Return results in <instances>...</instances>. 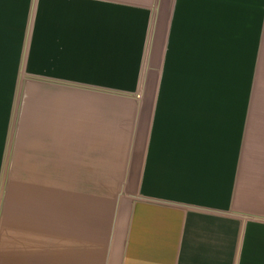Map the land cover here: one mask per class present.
Here are the masks:
<instances>
[{
	"label": "crops",
	"instance_id": "0c3cea01",
	"mask_svg": "<svg viewBox=\"0 0 264 264\" xmlns=\"http://www.w3.org/2000/svg\"><path fill=\"white\" fill-rule=\"evenodd\" d=\"M0 264H264V0H0Z\"/></svg>",
	"mask_w": 264,
	"mask_h": 264
},
{
	"label": "rangeland",
	"instance_id": "374dc122",
	"mask_svg": "<svg viewBox=\"0 0 264 264\" xmlns=\"http://www.w3.org/2000/svg\"><path fill=\"white\" fill-rule=\"evenodd\" d=\"M28 86H29V82L25 80V86L21 88L22 100H21V106H20V112H21V114H20L21 115V121H20L21 127L20 128L22 129V127H24V131L22 132V130H21V135H24L26 133V130H25L26 124L25 123H26V119L28 118V116H27V111H28V100H27V96L28 95H31V93L34 94L33 91H36V90L37 91H42L43 90L42 88L33 87V86L32 87L31 86L28 87ZM67 91H68V94H83V93L85 95L88 94V92H85V91L82 92V90H77L76 91L75 89H67ZM89 93L90 94H96L94 92H89ZM141 94H142V92H141V89H140V91H139V93L137 95V99L140 98V95ZM17 145H16V151H15V176H17V177H15V178H18V175H19V173H17V171H16V169H17V163L20 162L18 160L19 152L21 154H24V153L26 154V150H22V148H21V147H23L22 143L19 145V150H17L18 149L17 148ZM24 148H26L25 145H24ZM8 171H9L8 172V176L9 175L12 176V168L11 167H10V169ZM11 178L12 177H10L9 180L7 181V184H6L7 190L10 189V187H11V184H12V179Z\"/></svg>",
	"mask_w": 264,
	"mask_h": 264
}]
</instances>
